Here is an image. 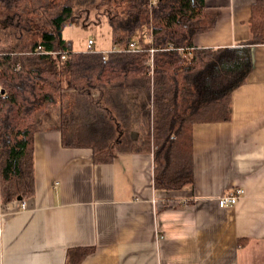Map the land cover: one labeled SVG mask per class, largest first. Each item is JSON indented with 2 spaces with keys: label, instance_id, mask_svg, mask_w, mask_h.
<instances>
[{
  "label": "trees",
  "instance_id": "trees-1",
  "mask_svg": "<svg viewBox=\"0 0 264 264\" xmlns=\"http://www.w3.org/2000/svg\"><path fill=\"white\" fill-rule=\"evenodd\" d=\"M94 13L110 24L113 48L76 52L63 32ZM213 26L205 0H0L2 202L35 195V135L57 106L65 148L91 149L97 164L153 153L157 190L192 186L193 126L231 121L250 48L264 44V0L252 6L246 43L196 48Z\"/></svg>",
  "mask_w": 264,
  "mask_h": 264
},
{
  "label": "crops",
  "instance_id": "crops-1",
  "mask_svg": "<svg viewBox=\"0 0 264 264\" xmlns=\"http://www.w3.org/2000/svg\"><path fill=\"white\" fill-rule=\"evenodd\" d=\"M256 1L205 0L215 26L195 36V47L246 43ZM250 49L231 121L193 126L194 182L183 190L155 188L153 153L97 164L91 149L65 148L59 111L45 114L30 208L3 203L0 193V264H264V44ZM238 189L240 201L221 208Z\"/></svg>",
  "mask_w": 264,
  "mask_h": 264
},
{
  "label": "rangeland",
  "instance_id": "rangeland-1",
  "mask_svg": "<svg viewBox=\"0 0 264 264\" xmlns=\"http://www.w3.org/2000/svg\"><path fill=\"white\" fill-rule=\"evenodd\" d=\"M90 18L87 22H78L74 26L67 27L63 32V37L73 43L74 51L77 52H86L88 50L89 40H93L95 43L93 46L95 50L103 52L110 51L113 48L112 28L110 24L105 21V17L98 19L97 13H94ZM65 103L67 104V102ZM55 110L60 112L61 107L57 106ZM50 114H54V112L50 111ZM137 136L134 135V138H137Z\"/></svg>",
  "mask_w": 264,
  "mask_h": 264
},
{
  "label": "built area",
  "instance_id": "built-area-1",
  "mask_svg": "<svg viewBox=\"0 0 264 264\" xmlns=\"http://www.w3.org/2000/svg\"><path fill=\"white\" fill-rule=\"evenodd\" d=\"M94 42L93 40H89L88 41V50H94L93 46H94ZM136 45L131 43L130 45V49L131 50H136ZM109 52V51H108ZM104 54H106L107 52H103ZM153 53H154V50L151 49V55L153 56ZM50 54H58V53H55V52H49V55ZM67 56L66 53H63L62 54V58L65 59ZM0 92H1V88H0ZM244 195V190L243 189H238L236 190L235 192L229 194V195H226V196H223L222 198L219 199L218 201V204L219 206H221V208H227V207H230V206H234L236 205L240 199L243 197ZM30 208V204H29V201L27 199H22L19 201V206H18V209H21V210H28ZM2 234V231L0 229V236Z\"/></svg>",
  "mask_w": 264,
  "mask_h": 264
},
{
  "label": "water",
  "instance_id": "water-1",
  "mask_svg": "<svg viewBox=\"0 0 264 264\" xmlns=\"http://www.w3.org/2000/svg\"><path fill=\"white\" fill-rule=\"evenodd\" d=\"M18 200H19V201H20V200H22V197H21V196H19V197H18Z\"/></svg>",
  "mask_w": 264,
  "mask_h": 264
}]
</instances>
